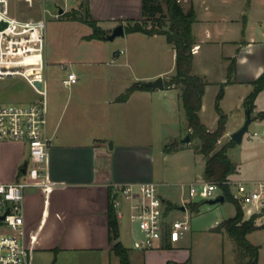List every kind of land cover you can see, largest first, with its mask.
I'll return each mask as SVG.
<instances>
[{"label": "crops", "instance_id": "crops-1", "mask_svg": "<svg viewBox=\"0 0 264 264\" xmlns=\"http://www.w3.org/2000/svg\"><path fill=\"white\" fill-rule=\"evenodd\" d=\"M67 1H76V4L65 10V13L78 10L80 4L85 2L91 16L105 32L112 31L119 24L124 25L128 20L142 19V0ZM180 2L185 12L192 7L196 16L192 25L196 41L193 51L194 73L205 79L209 74L219 80L228 78L225 84L229 86H219L217 90L218 94L221 88L224 89L222 100L229 92L235 93L239 87L244 86L240 97L244 103L253 89L252 82L264 72V0H180ZM65 20L66 23L73 25L84 24L66 18ZM91 34L92 29L80 35L79 39L88 43L105 41L89 39ZM126 35L136 37L142 46L157 42L162 50L172 49L175 66V51L167 43L165 36H147L143 33H125ZM125 41L126 49L120 50L119 54L115 52L111 58V70L108 74L111 82L121 78L122 67L140 66V61L129 47V42ZM231 58L236 60L235 72L232 75L229 73ZM60 64V69L66 70L77 63ZM172 70L159 68L140 78L151 81L162 76L165 82L174 75L175 67ZM69 73L75 72L70 70L67 75ZM76 84L64 86L62 83L63 88L68 90L67 95L60 94L58 88L53 87V91L56 92L54 91L51 99L47 100L46 132L51 140L48 177L52 186L47 191L34 188L36 190L25 194L24 198L25 239L31 249L32 264H44L49 259L51 263L55 260V264H120L119 258L112 251L110 241L111 206L118 218L119 241L129 249L131 264H198L192 260L187 247L189 241L186 237L189 231L176 243L167 242L160 248L147 251L134 250L132 244L137 231L130 223L126 204L122 202V217L117 215L114 207L120 186L141 183L157 185L166 205L172 207L168 212L170 218L173 217V211L186 212L189 210V204L197 203L195 197H189V188L198 187L204 181L205 159L195 153L191 143H179L171 151H166L172 142L161 139L152 128L153 121L161 120L162 117L161 102L158 101L162 97L161 92L152 89L138 90L133 92L127 101L119 102L118 97L129 86L113 89V86L108 85L106 99L89 105L82 95L78 96V89L73 88ZM212 84L208 82L206 86L200 111L202 123L211 131L216 129L218 121L222 118L215 114L211 123L203 120V100L208 87ZM169 90L178 91L179 99V90ZM71 91L73 93L70 95ZM163 106L168 108L167 104ZM263 113L264 89L257 95L253 111V116L257 118L255 120H262L264 125V117L261 116ZM239 126L233 130L226 127V133L222 138L229 137ZM253 135L256 136L257 133L254 132ZM109 144L112 147L109 148ZM25 148L26 145L22 143L0 142V181L12 183L28 179L21 173L22 165L29 160L25 157ZM255 149L257 162L251 167L249 171L251 173H246L239 181L233 175L232 183L254 184L264 181L262 136L255 142ZM199 162L201 167L198 170L195 167ZM230 190L234 195L232 187ZM219 194H222L221 190ZM226 202L214 206H224ZM182 206L185 207V211L180 210ZM230 212L229 218L235 215V207ZM249 218L250 215L244 212V219ZM222 219V215L218 217L213 228L222 222ZM257 225L264 226V215L259 216ZM211 229L209 232L217 234L223 242V259L216 264H236L232 240L225 232H212ZM263 230L264 228L249 234V242L260 248L261 245L252 242L249 237ZM226 240L230 242L229 261L225 258ZM127 242L129 245H126ZM257 264H264V254L258 253Z\"/></svg>", "mask_w": 264, "mask_h": 264}, {"label": "rangeland", "instance_id": "rangeland-1", "mask_svg": "<svg viewBox=\"0 0 264 264\" xmlns=\"http://www.w3.org/2000/svg\"><path fill=\"white\" fill-rule=\"evenodd\" d=\"M33 2V7H29L25 2L10 0V7L11 12L20 19L43 18L44 10L46 12L43 78L46 85L47 100L48 98L51 99L53 93L56 92V90H54L55 92L53 91V87L58 88L60 94H68V90L63 88L61 81L63 78L67 77V73L70 70L75 72L79 80L73 88L76 90L78 89V96L82 95L81 97H83L84 101L88 102L89 105L99 103L106 99L108 85L113 86V89H120L125 85L130 87L135 83L150 81L140 77H144V75L156 71L159 68L162 70H174L175 66L172 49H168L167 51L162 50L157 42L142 46L140 41L131 35L130 37L127 35L125 37H118L113 41H99L96 43L82 41L79 39L80 35L91 31L88 25L81 23L77 25L66 23L65 18L61 16L58 19L54 18L53 15L58 11L53 0H34ZM56 3L64 7L67 11L76 4V1L57 0ZM161 4L166 14V5L164 2H161ZM180 4L182 6L181 2ZM125 40L129 42V47H131L135 57L140 61V66L137 68L133 66L127 68L122 67L123 75H121V78L119 77L117 79L116 77L117 80L115 81L114 79L112 80L114 82H111L110 75H108L111 70V58L115 52L119 54L120 50L126 49L127 43ZM63 62L68 64L74 62L77 64L63 70L60 69V63ZM137 76L139 78H137ZM227 79L228 78L219 80L216 76L210 74L206 78L208 82H212L213 84L208 87L203 100V120L206 123H211L212 118L216 114L218 117H225L228 130L236 129L238 125H240L238 129H240L246 120V108L242 106V99L240 100L244 86L239 87L238 91L235 93L229 92L225 99L220 101L219 109H216L215 96L217 90L219 86H229L225 84ZM101 92L104 93L101 94ZM158 92L162 94V97L158 100L161 102L162 117L161 120L156 121L155 119L153 121L152 128L155 130L154 132H156V134H159L161 139H168V141L172 142L170 144L175 143V141L181 143V140L187 135V121L180 99H178V91L165 89L159 90ZM72 93L71 91L70 95ZM41 98L42 97L33 90L28 82L20 76L0 78L1 105H27L39 102ZM165 104L168 105V108L163 106ZM252 117H254L253 113ZM262 126V120H253L249 126L248 132L244 134L242 142L240 144L233 143V147L229 150L230 158L237 165V173L234 175L237 181L242 179L243 176L245 177L246 173H251L249 172L251 167L257 162L255 142L260 139L259 135ZM254 132L257 133L256 136L253 135ZM230 140V137L221 138V142H218L217 147L220 148ZM197 142L198 141L191 142V146L194 147ZM25 157L29 159V150L27 146L25 148ZM199 167H201V162L196 164L195 169L199 170ZM198 187L200 188V186ZM231 187L234 195L237 196L236 185L233 184ZM246 189H251V185L247 184ZM32 190L36 189L26 188L25 194ZM194 200L200 204L199 212H191L189 210L186 212L173 211L172 215L175 217L174 219H182L185 217L189 219L190 230L186 237L189 241L187 247L189 252H191L194 263H219V261L223 259V242L217 234L210 233L209 230L213 228L216 219L221 217V215L223 217L222 220L229 218L230 211L234 209V205L231 202H226L224 206L220 207L209 205L205 203V199L199 196H196ZM239 204L245 212L247 209L242 206L240 201ZM253 215L263 216L258 213L252 214L251 216ZM173 217L171 216V218ZM249 238L252 242H258L261 245L259 253L260 255L264 254V230L258 231L254 236L251 235ZM229 243L230 242L227 240L224 241L226 261H229L231 255ZM126 245H129L128 242ZM49 261L50 259L45 261L44 264H50L51 262ZM73 261L72 259L71 263H73Z\"/></svg>", "mask_w": 264, "mask_h": 264}, {"label": "built area", "instance_id": "built-area-1", "mask_svg": "<svg viewBox=\"0 0 264 264\" xmlns=\"http://www.w3.org/2000/svg\"><path fill=\"white\" fill-rule=\"evenodd\" d=\"M16 1L25 2L29 7L34 4V0ZM45 13L44 10L43 18L20 19L11 12L10 0H0V78L20 76L42 97L39 102L27 105L0 104V142L22 143L29 150L25 173L28 179L12 183L0 181V264H32L24 229L25 189L47 191L52 186L48 177L51 140L46 132L48 117L43 78ZM53 16L56 19L60 17L58 12ZM3 23L5 27L2 28ZM77 81L76 74L69 73L62 83L71 86ZM36 83H40V88ZM260 136L264 138V125ZM233 184L231 182L230 185ZM235 185V198L247 209L245 213L264 215V181L250 184L249 190L245 183ZM198 186L200 188L190 186L189 197L199 196L208 200L215 198L220 191L214 182L203 181ZM117 191L118 198L114 202L117 215L122 217L123 202L130 223L137 231L132 244L134 250L147 251L160 248L167 242L176 243L190 230L188 218L169 217L168 206L156 184H127Z\"/></svg>", "mask_w": 264, "mask_h": 264}, {"label": "trees", "instance_id": "trees-1", "mask_svg": "<svg viewBox=\"0 0 264 264\" xmlns=\"http://www.w3.org/2000/svg\"><path fill=\"white\" fill-rule=\"evenodd\" d=\"M161 2L166 5V14ZM61 17L88 25L92 29L89 39H102L103 35L108 34L91 16L85 2L80 4L78 10L66 12ZM195 20L194 9L191 7L185 12L180 0H142V19L126 21L124 29L127 34L163 35L166 37L167 43L173 47L175 73L164 82V88L179 90V99L186 116L188 135L192 142L198 141L193 147L194 151L205 159L203 180L217 183L221 193L225 196V201L231 202L236 209L233 217L223 220L211 231L225 232L229 236L234 244L233 252L236 264H257L259 247L249 242L248 235L264 228V226L256 224L260 215H253L245 220L244 211L238 199L231 193V177L237 173V165L229 158L228 150L234 142L230 140L220 148L217 147L218 142L226 133L225 118L222 117L218 121L216 129L212 131L202 123L200 118L202 99L208 82L204 77L195 74L193 70V48L196 41L192 33V25ZM235 64V58H231L230 75L235 72ZM142 84L135 83L128 87L118 97V101L125 102L133 92L150 89L145 88ZM252 86V91L243 103V106L251 113L254 111L257 95L264 89V72L252 82ZM223 96L224 89L221 88L216 96V109H219V103ZM261 116L264 117V113ZM178 144L175 142L169 145L166 151H171ZM199 207V203H192L188 208L191 212H199ZM167 209L171 211L172 207L168 206ZM109 227L112 251L119 258L120 264H131L129 249L119 241V223L112 206L109 212ZM51 264H55V260Z\"/></svg>", "mask_w": 264, "mask_h": 264}, {"label": "water", "instance_id": "water-1", "mask_svg": "<svg viewBox=\"0 0 264 264\" xmlns=\"http://www.w3.org/2000/svg\"><path fill=\"white\" fill-rule=\"evenodd\" d=\"M55 7H56L58 14L60 16L65 13V9L61 5L55 4ZM3 27H5L4 23L2 24V28ZM124 36H125L124 25L119 24V25L115 26L110 33L103 35L102 39L105 41H113L118 37H124ZM142 85L145 88H150L152 90H163L164 89V79L162 76H159V77L155 78L154 80L144 82ZM36 86L40 88V83H36ZM255 119H257V118L255 116L252 117V113L250 112V110L246 109V120H245L243 126L240 129L232 132L229 135L230 139L235 144H240L243 140L244 134L246 132H248L250 124ZM191 142L192 141H191V138L189 135H186V137L181 140L182 144H190ZM110 147H112L111 144H109V148ZM27 166H28V161L24 162V164L21 167V173L22 174L26 173ZM205 203H207L209 205L224 204L225 203V196L223 194H219L215 198L206 200ZM180 210L185 211V207L184 206L180 207Z\"/></svg>", "mask_w": 264, "mask_h": 264}]
</instances>
